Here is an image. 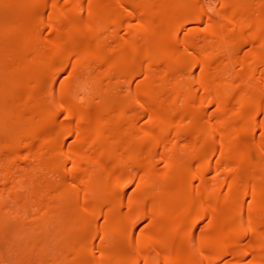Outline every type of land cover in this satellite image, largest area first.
Returning <instances> with one entry per match:
<instances>
[{
  "label": "bare ground",
  "instance_id": "bare-ground-1",
  "mask_svg": "<svg viewBox=\"0 0 264 264\" xmlns=\"http://www.w3.org/2000/svg\"><path fill=\"white\" fill-rule=\"evenodd\" d=\"M0 264H264V0H0Z\"/></svg>",
  "mask_w": 264,
  "mask_h": 264
}]
</instances>
